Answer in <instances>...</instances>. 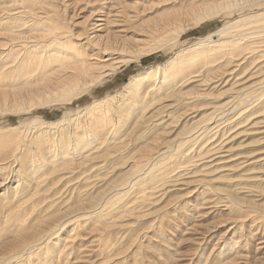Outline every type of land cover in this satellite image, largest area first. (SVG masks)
<instances>
[{
  "label": "bare ground",
  "instance_id": "6f19581e",
  "mask_svg": "<svg viewBox=\"0 0 264 264\" xmlns=\"http://www.w3.org/2000/svg\"><path fill=\"white\" fill-rule=\"evenodd\" d=\"M145 2L87 0L79 33L63 3L0 0V264H142L143 221L161 214L148 244L164 254L175 216L158 203L177 202L194 222L228 213L208 255L214 227L175 224L198 236L199 261L264 264L248 230L264 228V0ZM161 51L164 63L86 100Z\"/></svg>",
  "mask_w": 264,
  "mask_h": 264
},
{
  "label": "rangeland",
  "instance_id": "374dc122",
  "mask_svg": "<svg viewBox=\"0 0 264 264\" xmlns=\"http://www.w3.org/2000/svg\"><path fill=\"white\" fill-rule=\"evenodd\" d=\"M54 1L63 3V4H65V6H67L66 13L68 16L70 15L72 17L69 24L71 26H72V24L75 25V28H77L78 32L82 33L81 31L84 29V27L82 28L80 26V24L82 22H85V23L90 22L88 17L91 13V9L87 8V6H86L87 0H80V1H78L79 3L78 2L76 3L73 0H54ZM145 1H147V2H145L146 5H153V4L157 3V0H155V1L154 0H145ZM155 15H153V16H155ZM130 23H131V25H134V24H132V22H130ZM222 24H223L222 21L215 20L211 23H206L199 28H194V27L192 28L191 27L184 34H182L181 39L185 44L194 43L198 39L203 38V37L209 35L210 33L218 30L222 26ZM127 32H128L127 35L132 36L134 29L127 30ZM168 57H170V54H168L166 51H161V52H158L151 57L143 58L140 65L137 63H134L127 68H123L122 71H120L118 77L115 79L116 81H114V82L110 81L105 86L100 87V90L98 89L93 97L89 96L86 98V100L89 101V99H90V102H92L94 97L101 98L105 95V93L107 94L109 92L117 91L125 83H127L131 79L132 76H134L138 72L143 71L144 69H146L152 65L164 63V61H166V59ZM85 103L86 102H82L81 105H84ZM75 106L73 109L78 107L77 105H75ZM71 107H73V106H71ZM62 112H63V110H58V109L57 110H46V111H44V113L46 114V118L49 120H55V119L59 118L62 115ZM31 117H33V115ZM14 183H15V181L10 182V184H12V185ZM217 185H219L221 187H228V185H225L224 183H218ZM170 199L171 198H169V200ZM173 200H175V199H173ZM189 200H193V199H189ZM158 204H159L158 206H160V207H164L165 209L171 210L169 216H175V219L167 218L165 220V228L163 229V232L166 229L168 232H172L174 234V235L172 234L173 236H170L171 240H173V243L170 242V245L167 243L163 244L164 246L161 247V250L164 252V254H161V252H159V251L157 252L156 250L152 251L150 249L151 245L148 244V241H150V238H154V240L157 239L155 237V234H156L155 232H157V231L159 232V228L156 227L159 223L157 224V222H155V220L161 214L158 215V212L157 213L155 212V213H151L149 216H146L145 221H143V223L145 224V229L142 231V237H141V241L143 242V245H141V247L145 251L144 252L145 254H143L140 257V260H142V262H143L142 264H159L158 260H162L163 264H167L166 255L168 254V251L172 252L174 254L173 257L175 258V264H204L205 261L201 262L198 260V258L202 255V254H199V252L197 251L198 247L196 244H198V243L194 240L198 236H194L193 233H189V235L184 236V234L188 231V230L186 231L185 228H184L185 231L184 232L182 231L181 235L178 232H175V230H174L175 229L174 226L178 222H185L186 225H188L187 221L191 220L190 217H187L185 214L183 215V213L180 209L176 210L177 205L179 204L178 202L172 203V204H162V203L161 204L158 203ZM193 204H196V203L194 202ZM209 208H211L209 204L203 206V210L206 211L207 214H209L208 213ZM187 211L189 214L192 215V217H194V219L196 221V218H198L197 216H199V215H197L192 210H187ZM210 211H211V213L208 215L207 218L206 217L201 218L202 217L201 216L197 219V222H194L193 220H191L192 223H191V226L189 227V228H191L192 225H196L199 227V229L200 228L205 229L204 226L206 228L207 227H211V228L214 227L215 228V229H213L214 237L212 238V240L210 242L206 241V243H204L203 249L206 250L207 255L212 250L214 245H216V244L218 246L221 245V242L223 241V239H221V240H219V239L221 238V235L224 234V232L229 228L228 224H226V223H224L221 226L222 222L225 219H227L228 213H225L222 215L223 217L222 216L220 217V216H218L219 213L217 212V210L215 211L214 209H211ZM229 222H230L229 223L230 226H232V224H231L232 221L230 220ZM245 223H246V226L252 225L251 220H248ZM186 225H185V227H186ZM247 228H249V227H247ZM258 229L259 230L255 229L254 231L248 229L251 232L249 235V237H250L249 246L251 247V250H253L252 251L253 253L251 254V256L253 257L255 254H260V259H262L264 257V246H263L264 244H262L263 239H264L263 238L264 233H263L262 229H264V228H258ZM87 235L92 236L93 234L89 233ZM251 236H253V237H251ZM238 239L239 238H237V240ZM177 240H178V242H177ZM156 241H158V240H156ZM156 241H154L153 243H155ZM225 241H227V244L230 243V241H228V240H225ZM161 243L162 242L160 241L159 244H161ZM258 243H260L261 246L257 245L258 248L259 247L260 248H259V251L256 252L255 247H256V244H258ZM205 244L207 246H205ZM178 245H180V246H178ZM231 245H232V243H231ZM164 247H166V248L168 247L167 248L168 251H166V249ZM230 247L231 246H229V248ZM176 249H178V251ZM203 249H201V250H203ZM226 254H228V253H226ZM251 256H250V258L248 257L246 259H251L252 258ZM202 257L205 260V256H202ZM262 260H264V258ZM226 264H248V262H245V260H241V261L234 262V263L228 262Z\"/></svg>",
  "mask_w": 264,
  "mask_h": 264
}]
</instances>
